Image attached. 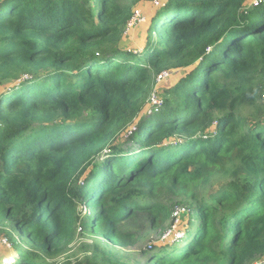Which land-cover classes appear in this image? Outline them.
Listing matches in <instances>:
<instances>
[{
	"label": "trees",
	"instance_id": "trees-1",
	"mask_svg": "<svg viewBox=\"0 0 264 264\" xmlns=\"http://www.w3.org/2000/svg\"><path fill=\"white\" fill-rule=\"evenodd\" d=\"M125 1L0 0V226L31 247L10 264H57L79 226L133 245L180 201L184 238L145 264H264V120L239 113L264 87V0H158L139 55L120 46Z\"/></svg>",
	"mask_w": 264,
	"mask_h": 264
},
{
	"label": "rangeland",
	"instance_id": "rangeland-1",
	"mask_svg": "<svg viewBox=\"0 0 264 264\" xmlns=\"http://www.w3.org/2000/svg\"><path fill=\"white\" fill-rule=\"evenodd\" d=\"M256 2L258 1L247 0L242 11H247L251 5L257 4ZM125 3L132 9L133 24H128L124 28L120 46L125 51L139 55L144 52L145 45L150 40L153 20L160 8V4L158 0H126ZM156 35V32H154V41H157ZM259 36L261 35H257L255 38ZM192 69L193 67H189L187 70L173 69L167 71V76L161 79L160 83H157L151 91L144 107L143 114L145 115L143 116H148L150 114L149 110L151 111L153 107H160L167 97L166 91L178 85L181 79L185 77L186 72H191ZM257 97L255 104H244L239 110L241 118L249 126H252L256 120H264V87H261ZM135 123H138V121ZM137 127L138 125L130 127L128 137L136 133ZM219 182L220 180L217 178L214 179L215 189L219 187ZM178 209L184 211L177 215ZM78 212L82 215L83 221L89 220L88 217H93L92 207L86 206L85 203L79 205ZM192 213L190 204L180 201L178 205L173 207L171 216L165 221L163 226L164 233L153 232L147 234L144 239L138 240L130 246H121L110 242L91 228L86 229L83 226H79L76 238L70 244L63 246L61 252L52 262L57 264H145L146 257L143 254L145 250L152 249L150 244L154 245V248H160L184 238L187 227L191 224ZM16 241L20 246H26L20 236L13 231L10 223L0 226V264H10L17 259L18 255L14 251L19 246H15ZM26 247L27 250L31 249L30 246ZM5 258L9 262H1Z\"/></svg>",
	"mask_w": 264,
	"mask_h": 264
},
{
	"label": "built area",
	"instance_id": "built-area-1",
	"mask_svg": "<svg viewBox=\"0 0 264 264\" xmlns=\"http://www.w3.org/2000/svg\"><path fill=\"white\" fill-rule=\"evenodd\" d=\"M131 21H132V19L130 20V22H129L128 24H130V25L133 24V21H132V22H131ZM166 76H167V73L164 72V73H162V74L158 77V79L161 80V79H163V78L166 77ZM154 102H157V101H154ZM183 211H184V210H182V209H178L176 214H177V215H180V213H182Z\"/></svg>",
	"mask_w": 264,
	"mask_h": 264
}]
</instances>
